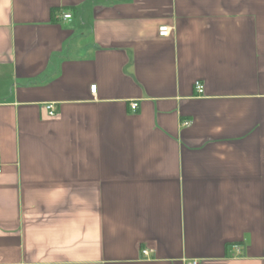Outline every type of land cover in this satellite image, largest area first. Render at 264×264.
Instances as JSON below:
<instances>
[{
  "label": "crops",
  "instance_id": "1",
  "mask_svg": "<svg viewBox=\"0 0 264 264\" xmlns=\"http://www.w3.org/2000/svg\"><path fill=\"white\" fill-rule=\"evenodd\" d=\"M0 169V264H264V0H0Z\"/></svg>",
  "mask_w": 264,
  "mask_h": 264
},
{
  "label": "built area",
  "instance_id": "2",
  "mask_svg": "<svg viewBox=\"0 0 264 264\" xmlns=\"http://www.w3.org/2000/svg\"><path fill=\"white\" fill-rule=\"evenodd\" d=\"M62 19H63V20H70L71 18H70V15H68V14H64V15L62 16ZM167 29H168V28H159V35H160V36H166V35L168 34ZM194 88H195V91H196V93H197L198 95H202V94H203V92H204V88H203V85H202L201 83H199V82H195V83H194ZM95 89H96V87H94V86H91V88H90L91 92H94ZM136 109H137V104H132V105H131V111H136ZM47 110H49V115L52 116V115H53V112H52V108H51V106L48 107ZM0 172H1V169H0ZM142 254H143L144 256H147V255H148V252H147L146 250H144V251L142 252ZM190 264H197V262H196V261H193V263L191 262Z\"/></svg>",
  "mask_w": 264,
  "mask_h": 264
}]
</instances>
